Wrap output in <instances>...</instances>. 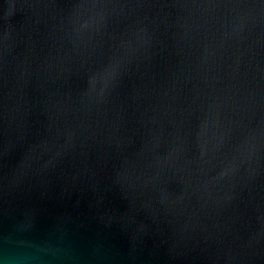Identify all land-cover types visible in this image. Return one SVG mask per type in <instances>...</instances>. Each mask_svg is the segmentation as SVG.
Masks as SVG:
<instances>
[{
    "label": "water",
    "instance_id": "95a60500",
    "mask_svg": "<svg viewBox=\"0 0 264 264\" xmlns=\"http://www.w3.org/2000/svg\"><path fill=\"white\" fill-rule=\"evenodd\" d=\"M0 264H264V0H0Z\"/></svg>",
    "mask_w": 264,
    "mask_h": 264
}]
</instances>
